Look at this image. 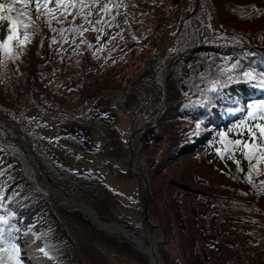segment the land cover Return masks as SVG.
Returning a JSON list of instances; mask_svg holds the SVG:
<instances>
[{
  "label": "trees",
  "instance_id": "16d2710c",
  "mask_svg": "<svg viewBox=\"0 0 264 264\" xmlns=\"http://www.w3.org/2000/svg\"><path fill=\"white\" fill-rule=\"evenodd\" d=\"M101 5H107L108 11H100ZM257 10L264 11V0H229L226 6L218 0H178L176 3L173 0H97V3L86 0V6L78 16L68 15L75 11L72 8L67 12H58L57 19L33 13L35 30L29 29L31 42L15 59L7 58L0 52V110L5 111L19 125L24 137L29 139L32 152L51 183L70 195L84 197L100 213L128 222L125 211L137 209V198L121 192L96 169L86 168L85 165L79 169L55 155L56 150L69 148L72 151L75 146L93 149L95 146H91L90 136L82 130L69 131L66 125L60 127L57 133H52L49 131L51 122L47 118V122L42 123L40 115H60L80 120L83 115L79 113L89 110L92 102L102 98L106 92L102 89L89 91L95 84L92 76H101L119 66L121 74L131 54H134V71L145 63L142 75L128 80L133 73L127 71L122 75L128 76L130 81L126 87L108 88L119 100L123 95L128 99L129 96L137 98V93H141L139 108L132 111L124 103L133 113L134 129L137 128L139 138H143L145 143H133L134 147L141 148L162 138L165 132L159 123L166 117L172 116L178 137L180 132L185 135L184 131H195L194 127L201 121V129L210 127L212 125L206 123L208 111L221 97L224 88L217 92L207 91L212 86L211 82L225 83L229 76L234 81L243 79L242 73L246 71L257 78L264 74V50H261L264 30L253 34L252 30L218 19L216 13L247 19L256 16ZM77 28L83 31V35L80 31H73ZM23 31L20 30L21 39ZM7 34L5 22L4 31L0 29V40ZM168 35L167 47L162 48L159 40ZM154 42L156 48H149L147 55L144 54L143 46ZM32 54H35L34 58L29 59ZM126 59L129 60L124 62ZM233 64L239 66L233 69ZM22 82L26 86L19 94L15 90ZM43 82L51 84V87L43 88ZM96 83L101 84L99 80ZM190 128H193L192 131H189ZM6 135L16 139L18 132L10 121L0 117V196L4 198L0 201L4 205L0 208V215L12 214L13 242L17 243L20 238L26 214L33 213L29 225L34 235L60 264L78 262L76 251L79 249L69 251V243H75L81 250L90 253L92 260L98 257L100 250L93 244L95 236L108 244L131 243L103 231L78 207L55 202L40 185L29 154L17 142L5 140ZM182 145L180 139L176 149ZM80 148L78 154L82 152ZM196 148L192 145L181 149L191 151ZM168 157L172 158L171 155ZM156 164H161L159 159ZM257 166L262 169L264 163ZM263 173L264 169L252 176L255 185L253 197L264 198V188L258 186L263 184ZM139 197L142 201L140 190ZM139 210L143 212L144 208ZM225 216L228 217L227 214ZM146 218L145 213L139 225H146ZM82 224L91 228L92 235L80 244ZM151 225L152 230L157 232L158 228ZM130 247L135 253L134 246ZM99 257L106 260L105 254ZM201 257L202 262L207 260L206 256ZM92 260L90 258L94 264ZM168 260L167 263L172 264Z\"/></svg>",
  "mask_w": 264,
  "mask_h": 264
},
{
  "label": "rangeland",
  "instance_id": "374dc122",
  "mask_svg": "<svg viewBox=\"0 0 264 264\" xmlns=\"http://www.w3.org/2000/svg\"><path fill=\"white\" fill-rule=\"evenodd\" d=\"M173 1L176 3L178 0ZM218 1L226 6L229 0ZM216 16L218 19H225L229 25L252 30L253 34L258 30H264V14H257L247 19L219 12L216 13ZM152 22L156 23V20L152 19ZM1 31H4V28ZM164 41L165 36L159 40L162 48H165ZM156 45L155 42L144 45L143 53L147 55L148 49H155ZM261 50H264V46ZM34 55L32 54L29 59H33ZM134 57L136 56L131 54L130 61L122 69L121 74L119 66L113 67L101 76H92L95 84L89 88V91L102 89L106 92L102 98L92 102L93 105L89 110L79 113L81 116L83 115V118L79 117L80 120L60 115H40L42 123L47 122V118L51 122L50 132L57 133L60 131V127L66 125L69 127V131L77 129L87 133L92 140L91 146H95L89 150L82 146L81 148L75 146L72 151L69 148L56 150L55 155L58 158L79 169H82L83 165L86 168L96 169L104 176L106 175L107 180L121 192L129 197L133 195L131 198H137L135 201L136 210L125 209L129 218L128 222L120 221L109 214L100 213L96 208L102 221L110 222L108 226L96 222L94 214L82 205L77 203L75 206H69L78 207L103 231L116 234L119 240L125 239L131 243L108 244L94 235L93 244L100 249L98 257L95 258L96 261L92 260L90 253L84 252L75 243H69L68 250L79 249L76 251L79 254V256L76 255L78 257L77 264H92L90 258L94 264H157L150 257L148 250L150 247L148 246L162 239L158 242L156 249L157 255L165 264H168V258L172 264H264V198L253 197L255 185L248 181L249 174L253 176L264 168L261 169L257 166L258 172L251 169L240 153L235 156V159L240 161L239 168L233 160L217 155V149L224 147L220 142L221 139L227 141L240 138L238 133L243 129L235 126L246 117L248 105L264 101V87L260 86L259 77L251 81L243 78L238 79V83H228L221 90L222 98L219 97L216 104L208 111L206 123L212 126L201 129L200 135L194 136L191 134L192 132L184 131L185 135L180 132L178 137V132L175 131V121L172 116L166 117L159 123V127L165 132L163 137L158 141L148 143L147 146L141 148L137 146L136 148L133 143H145H143V138H139L140 134L137 128L134 129L133 118L135 117L127 107L132 111L139 108L142 103L141 93H137V98L129 96L126 99L127 96L123 95L119 100V97L108 89L124 88L130 82L129 79L142 75V67L145 63L134 71ZM127 60L129 59L124 62ZM127 71L133 74L130 77L122 76ZM95 79L99 80L101 84L98 85ZM25 86L26 83L22 82L15 91L21 94V90ZM42 87L47 89L51 87V84L43 82ZM87 93L88 90L84 96ZM238 93L252 95L239 99ZM131 94L132 92H130ZM124 103L127 107L124 106ZM116 104H118V108L115 106ZM237 108L244 111L232 114ZM4 112L0 110V117H5ZM153 120H156V116ZM192 129L190 128L189 131ZM229 129L232 131L228 132ZM15 130L18 132L16 139L21 137V141L31 148L29 139L24 137L25 135L21 131ZM222 132L227 133V136L222 138L219 135ZM9 139L6 135L5 140ZM180 139L183 143L181 148L186 147L187 149L192 145L197 148L191 151L179 148L183 151L179 153L180 150L178 149V151L176 148ZM78 148L82 150L80 154H78ZM168 155H171L172 158H166ZM158 159L161 162L160 165L156 164ZM35 170L40 183L36 167ZM46 177L44 176L43 179L49 183L50 181L48 182ZM144 177L148 180L147 190H145ZM262 182L263 184L258 186L263 189L264 180ZM49 184L55 189L56 194L49 192L55 202L67 204L76 202L69 200L68 197H71L89 203L84 197L70 195L53 183ZM139 190L143 196L142 201L139 197ZM145 198L148 213L154 217L152 218L150 215V218L159 225V227L156 226L157 232L152 230L153 226L148 217L146 225H139L145 213L147 216ZM139 208H144L145 212H141ZM215 209H217L216 212ZM226 214L228 217L225 216ZM222 217L225 218L221 219ZM32 220L33 213H27L23 219L25 226L20 230V238L17 241L20 246L22 264H37L27 249L29 242H36L38 249L43 248L42 241L34 235L29 225ZM115 226H120L125 231L118 230ZM90 230L88 225H81L79 231L83 238L79 239L80 244L83 243V239L92 235ZM75 234L78 238L80 237L76 231ZM131 245L136 249L135 253L131 252ZM104 254L106 260L99 257ZM201 256H206L207 260L202 262ZM46 258L52 264H60L52 258Z\"/></svg>",
  "mask_w": 264,
  "mask_h": 264
},
{
  "label": "snow or ice",
  "instance_id": "6c2138e0",
  "mask_svg": "<svg viewBox=\"0 0 264 264\" xmlns=\"http://www.w3.org/2000/svg\"><path fill=\"white\" fill-rule=\"evenodd\" d=\"M91 3H97V0H91ZM85 6L86 0H0V29L5 27L6 22L8 33L4 39L0 40V52L7 58L15 59L23 51L24 46L31 42L29 29L35 30L33 27V13L37 16L43 14L51 16L52 19H57L56 14L58 12H67L69 8L75 11L68 13V15L78 16ZM99 10L107 12L108 7L107 5H101ZM257 14H264V12L257 10ZM85 19H87V16H85ZM48 26H51V21L48 22ZM21 29L24 30L23 39L20 36ZM73 31H80V34L83 35V31L78 28L73 29ZM17 48L20 51H16ZM238 66V64H233L232 68L234 69ZM242 76L247 81L257 79L252 72H243ZM234 82L238 83L239 80L234 81L233 77L229 76L225 83L211 82L212 86L207 91L217 92L220 88L226 87L228 83ZM259 83L260 86L264 87V74L259 77ZM242 111L244 110L237 108L232 114ZM202 123L203 121L196 124L195 131L191 133L192 135H200ZM235 127L243 129V131L238 133L240 138L227 141L221 139L220 142L224 147L223 149H217V155L221 158L227 157L233 160L239 168L240 161L236 160L235 156L240 153L243 159L248 162L250 168L258 172L256 165L264 163V101L248 105L246 117ZM231 131L232 129L228 130V132ZM219 135L224 138L227 133L222 132ZM240 170L242 171L243 169ZM248 181L252 182L251 174L248 176ZM3 199V196H0V201ZM3 207L4 205L0 204V208ZM11 218L12 214L7 216L0 215V264H22L20 246L13 242L15 238L12 235ZM16 231H19V229H16ZM39 252L44 257L51 258L45 248H39Z\"/></svg>",
  "mask_w": 264,
  "mask_h": 264
},
{
  "label": "water",
  "instance_id": "95a60500",
  "mask_svg": "<svg viewBox=\"0 0 264 264\" xmlns=\"http://www.w3.org/2000/svg\"><path fill=\"white\" fill-rule=\"evenodd\" d=\"M178 31H179V28L175 31V33H177ZM167 39H168V36L165 37V41H164V45H163L164 47H167ZM161 51H162V49H161L159 52H161ZM4 116H5V118H6L7 120H10V118L8 117V115H7L5 112H4ZM11 124H12V126H14L15 129H17L18 131H20V128H19V126H18L17 123L11 121ZM19 137H20V135H19ZM9 140H11V139H9ZM11 141H15V142L19 143V144L24 148V150L29 154V156H30V158H31L33 164L35 165V167H36V169H37V172H38V174H39V179H40V184H41V186H42L46 191H48V192H53L52 189H50V188H48V187L46 186V183L44 182V179H43V177H44V176L46 177V175H45V173L43 172V170H42V168H41V165H40L39 161L37 160V158L35 157V155L33 154L31 148H30V147L27 148V147L25 146V144L21 141V137L18 138V139H16V140L12 139ZM181 152H182V151H180L179 153H181ZM132 170H134V169L132 168ZM46 179H47V177H46ZM47 181L49 182L48 179H47ZM144 181H145V190H147V188H148V180H147L145 177H144ZM49 183H50V182H49ZM145 195H146V194H145ZM55 198H56V197H55ZM62 203H64L65 205H68V206H75V205H77V202H74V203H71V204H67V203H65V202H62ZM86 204L88 205V207H90L91 212H92L93 214H96V218H95V221H96V222H98V223H100L101 225H104V226H108V225L110 224V222H103V221H102V219L100 218V215L98 214V211L96 210V208H94L90 203H86ZM145 205H146V210H147V217H148V219L150 220V222H151L153 225L159 227V225H158L156 222L152 221V219L150 218V214L148 213V209H147L146 198H145ZM162 233L164 234L163 231H162ZM134 239H135V238H134ZM163 240H164V236H163ZM160 241H162V239H161V240H157V241H155L153 244H151V245L148 246V247H150V248L152 249V251L155 252V255H154V257H153V260H154L157 264H165V263L159 258V256H158L157 253H156V252H157L156 247H157L158 242H160ZM138 242H139V241H138ZM150 257H151V256H150ZM151 259H152V257H151Z\"/></svg>",
  "mask_w": 264,
  "mask_h": 264
},
{
  "label": "bare ground",
  "instance_id": "6f19581e",
  "mask_svg": "<svg viewBox=\"0 0 264 264\" xmlns=\"http://www.w3.org/2000/svg\"><path fill=\"white\" fill-rule=\"evenodd\" d=\"M246 94V93H245ZM244 94V95H245ZM26 146V145H25ZM27 147V146H26ZM28 148V147H27ZM44 181H45V179H44ZM45 183H46V186L48 187V188H50V189H52V191H53V193L54 194H56V192H55V189L49 184V183H47L46 181H45ZM60 195V194H59ZM69 198V200H71V201H76L78 204H80V205H82L85 209H87V210H89L90 212H91V210H90V207H88V205L84 202V201H79V200H76V199H73V198H71V197H68ZM89 214H91V213H89ZM94 217L96 218V214H94ZM112 227V226H111ZM118 230H121V231H125L124 230V228H121L120 226H115ZM35 242V241H34ZM36 243V242H35ZM35 243H32V242H29L28 243V247H27V249H28V251L30 252V255H31V257H33L32 259L34 260V261H36V263L37 264H52V263H50L49 262V260H47V258L46 257H44L40 252H39V249L37 248V246H36V244ZM39 244V243H38ZM148 250H149V255H151V257H152V261H154L153 260V257H154V255H155V252H153L152 251V249L151 248H148ZM157 253V252H156Z\"/></svg>",
  "mask_w": 264,
  "mask_h": 264
}]
</instances>
